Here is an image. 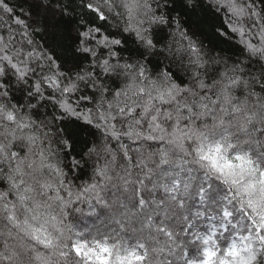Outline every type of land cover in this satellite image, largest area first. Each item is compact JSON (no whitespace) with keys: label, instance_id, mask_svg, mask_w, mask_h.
Segmentation results:
<instances>
[{"label":"trees","instance_id":"16d2710c","mask_svg":"<svg viewBox=\"0 0 264 264\" xmlns=\"http://www.w3.org/2000/svg\"><path fill=\"white\" fill-rule=\"evenodd\" d=\"M205 261L264 264V0H0V264Z\"/></svg>","mask_w":264,"mask_h":264},{"label":"rangeland","instance_id":"374dc122","mask_svg":"<svg viewBox=\"0 0 264 264\" xmlns=\"http://www.w3.org/2000/svg\"><path fill=\"white\" fill-rule=\"evenodd\" d=\"M218 164V163H217ZM223 165L221 164V165H219L218 166V168H220V167H222ZM52 226H55V225H52ZM223 229H224V227H223ZM31 232V234H33L32 233V231H30ZM214 235V232L212 231V233H211V237ZM33 237H34V235H32ZM232 247H233V251L234 252H236V247H235V245L234 244H232ZM76 253L77 254H79V255H83V256H85L89 261L90 260H94V261H97V262H102L103 261V256H101V255H95V256H93V254L89 251V250H86L85 248H83V247H77L76 248ZM202 264H207V262L205 261V262H203Z\"/></svg>","mask_w":264,"mask_h":264}]
</instances>
